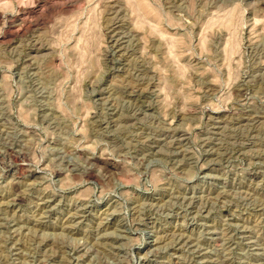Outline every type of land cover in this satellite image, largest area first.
Returning <instances> with one entry per match:
<instances>
[{
    "label": "rangeland",
    "instance_id": "1",
    "mask_svg": "<svg viewBox=\"0 0 264 264\" xmlns=\"http://www.w3.org/2000/svg\"><path fill=\"white\" fill-rule=\"evenodd\" d=\"M0 264H264V0H0Z\"/></svg>",
    "mask_w": 264,
    "mask_h": 264
},
{
    "label": "bare ground",
    "instance_id": "2",
    "mask_svg": "<svg viewBox=\"0 0 264 264\" xmlns=\"http://www.w3.org/2000/svg\"><path fill=\"white\" fill-rule=\"evenodd\" d=\"M177 140V139H176ZM94 159H97V158H94ZM105 163V162H104Z\"/></svg>",
    "mask_w": 264,
    "mask_h": 264
}]
</instances>
